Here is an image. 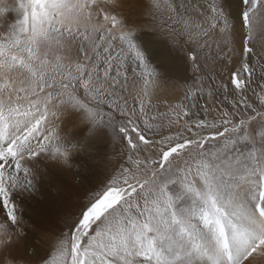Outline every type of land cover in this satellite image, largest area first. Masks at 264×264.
Masks as SVG:
<instances>
[{"label": "snow or ice", "instance_id": "obj_1", "mask_svg": "<svg viewBox=\"0 0 264 264\" xmlns=\"http://www.w3.org/2000/svg\"><path fill=\"white\" fill-rule=\"evenodd\" d=\"M0 264H264V0H0Z\"/></svg>", "mask_w": 264, "mask_h": 264}, {"label": "rangeland", "instance_id": "obj_2", "mask_svg": "<svg viewBox=\"0 0 264 264\" xmlns=\"http://www.w3.org/2000/svg\"><path fill=\"white\" fill-rule=\"evenodd\" d=\"M98 163H99V172L101 173V174H105V172H106V169H105V165H104V163L103 162H100V161H98Z\"/></svg>", "mask_w": 264, "mask_h": 264}]
</instances>
